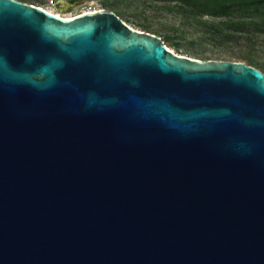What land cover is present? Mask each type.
I'll use <instances>...</instances> for the list:
<instances>
[{
	"label": "water",
	"instance_id": "1",
	"mask_svg": "<svg viewBox=\"0 0 264 264\" xmlns=\"http://www.w3.org/2000/svg\"><path fill=\"white\" fill-rule=\"evenodd\" d=\"M0 264H264V72L0 0Z\"/></svg>",
	"mask_w": 264,
	"mask_h": 264
},
{
	"label": "rangeland",
	"instance_id": "2",
	"mask_svg": "<svg viewBox=\"0 0 264 264\" xmlns=\"http://www.w3.org/2000/svg\"><path fill=\"white\" fill-rule=\"evenodd\" d=\"M21 1L64 14L113 10L134 28L159 35L177 53L243 61L264 72V0Z\"/></svg>",
	"mask_w": 264,
	"mask_h": 264
},
{
	"label": "bare ground",
	"instance_id": "3",
	"mask_svg": "<svg viewBox=\"0 0 264 264\" xmlns=\"http://www.w3.org/2000/svg\"><path fill=\"white\" fill-rule=\"evenodd\" d=\"M38 6H40V5H38ZM40 7H42L43 9H45V10H47V11H49V12H52L53 14H56L57 16H59V17H62V18H70V17H73V16H76V15H78V14H80V13H82V12H87V11H95L96 9H92V10H84V11H82V12H78V13H76V14H64V13H61V12H59V11H54V10H52V9H50V8H46V7H44V6H40ZM128 24V23H127ZM131 26V25H130ZM133 27V26H132ZM134 28V27H133ZM135 29H137V28H135ZM137 30H141V29H137ZM167 46V45H166ZM167 48L168 49H170V50H172V51H174V52H176L174 49H172L171 47H169V46H167ZM190 57H192V56H190ZM193 58H196V57H193Z\"/></svg>",
	"mask_w": 264,
	"mask_h": 264
},
{
	"label": "trees",
	"instance_id": "4",
	"mask_svg": "<svg viewBox=\"0 0 264 264\" xmlns=\"http://www.w3.org/2000/svg\"><path fill=\"white\" fill-rule=\"evenodd\" d=\"M216 31L221 32V30H219L217 27H216Z\"/></svg>",
	"mask_w": 264,
	"mask_h": 264
}]
</instances>
